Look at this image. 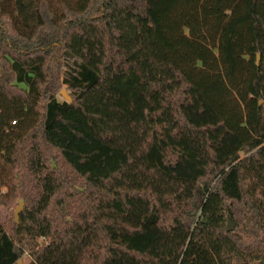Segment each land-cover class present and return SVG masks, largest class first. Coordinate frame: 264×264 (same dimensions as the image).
I'll list each match as a JSON object with an SVG mask.
<instances>
[{
	"label": "trees",
	"instance_id": "1",
	"mask_svg": "<svg viewBox=\"0 0 264 264\" xmlns=\"http://www.w3.org/2000/svg\"><path fill=\"white\" fill-rule=\"evenodd\" d=\"M0 165V264H264V0H0Z\"/></svg>",
	"mask_w": 264,
	"mask_h": 264
},
{
	"label": "rangeland",
	"instance_id": "2",
	"mask_svg": "<svg viewBox=\"0 0 264 264\" xmlns=\"http://www.w3.org/2000/svg\"><path fill=\"white\" fill-rule=\"evenodd\" d=\"M61 89L65 90V93L68 95L67 90L62 87ZM60 89V91H61ZM59 93L57 94L58 100H63L64 98ZM7 179V172L4 170V168L0 165V195L6 193V186L3 184L4 181ZM19 200H16L12 205H4L0 203V225L1 224H7L10 220V218H13V212L15 208L18 206ZM29 261V257L27 254H25L21 259V264H27Z\"/></svg>",
	"mask_w": 264,
	"mask_h": 264
},
{
	"label": "water",
	"instance_id": "3",
	"mask_svg": "<svg viewBox=\"0 0 264 264\" xmlns=\"http://www.w3.org/2000/svg\"><path fill=\"white\" fill-rule=\"evenodd\" d=\"M256 59L257 60L259 59V56L258 55H257ZM60 94L62 95V97L65 100H67V101H70L71 100L70 96L65 93V90L64 89H61ZM23 206H24L23 202H19L18 206L15 208V210L13 212V221L15 223L18 222V215L22 211ZM226 229L228 231H232L234 229V223L230 219L227 220ZM18 264H21V260L18 261Z\"/></svg>",
	"mask_w": 264,
	"mask_h": 264
}]
</instances>
